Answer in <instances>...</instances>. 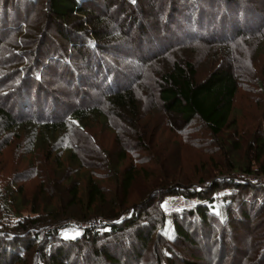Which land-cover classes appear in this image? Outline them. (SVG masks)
<instances>
[{"label": "trees", "instance_id": "1", "mask_svg": "<svg viewBox=\"0 0 264 264\" xmlns=\"http://www.w3.org/2000/svg\"><path fill=\"white\" fill-rule=\"evenodd\" d=\"M257 21L264 0H0V154L24 133L26 153L55 164L28 200L0 178V264H264V183L250 178L264 175ZM239 38L252 53L229 45ZM239 92L263 105L252 137L243 132L245 163L232 117ZM98 125L114 132L112 148ZM147 128H156L148 138ZM164 129L225 165L127 205L141 173L155 174L126 165L128 155L160 160L150 141ZM107 182L116 191L105 208ZM55 196L70 212L50 209ZM176 199L193 204L166 207ZM81 206L92 213L78 215ZM94 217L105 225L64 234L70 220Z\"/></svg>", "mask_w": 264, "mask_h": 264}, {"label": "rangeland", "instance_id": "2", "mask_svg": "<svg viewBox=\"0 0 264 264\" xmlns=\"http://www.w3.org/2000/svg\"><path fill=\"white\" fill-rule=\"evenodd\" d=\"M258 1L261 2V0ZM257 25L260 26L261 32L264 33V22H260L258 24L257 21ZM237 41L243 42L241 44V49H244V52L249 51L247 39H242V38L241 39L239 38V40L232 39V42H230L229 45L231 46L236 45ZM257 43L258 42L256 41H252L249 45L250 46L253 45V47H255ZM128 50H132V48H128ZM249 53H252V50H250ZM252 55H253L254 64L258 68V70L262 68L264 69V50L258 51L257 54L253 52ZM262 106L263 105H261L260 103H255L251 100L249 101L246 95H243L242 92L238 93L237 100L235 101L234 112L232 117L235 118L234 120L237 121L236 122L237 124L238 123L240 124L241 128L240 131L238 132V136L241 137V141H243L242 138L244 136L243 132L248 133V136L251 138L252 137L251 132L249 131H252L256 126H258L260 122H262V118H253L251 116V114L257 116L263 113L264 106L263 107ZM150 126L153 127L154 125H150ZM196 128L198 130L202 129L201 127H199V125ZM155 132H156V128H150V129L147 128V130L144 131L143 135H146V137L148 138L151 137ZM95 134L97 135V137L102 139V144L104 148L106 149L112 148L115 139L114 132L104 129L102 126L98 125V127L95 129ZM199 134L205 136V138L207 137V133H205L203 130L199 131ZM231 135L232 134L228 132V138H230ZM136 136L138 135H135L134 131L128 130L124 138L128 142L136 143L138 139ZM246 138L247 136L244 137V139ZM25 140H26V134L24 133L20 135L19 138H16L15 136H11V141H9L10 145L2 151V154H0V166H1L0 178L2 179L3 186H12L14 189H16V191L18 187H22L25 195L24 197L26 198L29 197V199H31L33 196L32 192L36 191L37 187L44 181V179L47 178L49 179L50 176L51 178H54L52 169H55V164L52 158H49L47 157V155L44 154L43 150L36 149L34 151L31 152L29 151V153H26ZM207 140L208 139H206V141ZM150 143L153 144V148L154 147L155 149L158 148L159 153L157 155H159L158 157L160 158V160L157 159V156H155L156 159H154L151 156V154L146 152L136 153L137 155L130 154V156L128 155V158L126 160V165H130L131 162H133L137 164V168L152 169L155 172V174L141 173L136 184L133 187V190L129 195L128 198L129 203L127 205L131 206L133 204H137V203L139 204L141 202L143 203L147 198V196H150L152 191L157 189L159 186L166 187L170 183L171 185L183 184L182 179L180 178L182 176H189L190 178L195 180L196 183L199 181V179L212 178L215 175V173L212 172V170L218 169V167H222L223 165H225V163L219 164L218 163L219 161L215 163H211L209 161L210 156L206 154V150L204 148H198V147L188 148L187 142L184 141L181 137L174 134L170 129L162 130L159 133V137L158 138L155 137V140L152 139ZM245 144L246 141L244 140L242 145L244 146V151L246 152L240 154L241 161L242 162L244 161V163L247 162L249 156L251 157L253 155L252 152H249L250 150L247 151L248 148L246 147ZM135 148H137V146H135ZM64 156L66 159L67 155L64 154ZM233 160L229 159L228 164L229 163L233 165L235 164L238 167V162H235ZM242 162L239 163L243 164ZM97 163L101 164L102 161L100 160ZM165 174H166V178H165ZM171 176H175L174 178L175 180L171 179L168 182V178ZM259 176H264V175H255V176L251 175L250 178L256 181V179L259 180V178H261ZM154 180H156V183H153ZM82 183H85V176H83L82 178ZM103 185L104 188H106L107 190H109L110 193H112L111 201L108 199V203L105 204V208H106L107 206L110 207V205L113 202L116 187L115 186L112 187L108 182L104 183ZM82 191H84V189H82ZM56 199L52 202L50 209L52 208L60 209L59 211L60 213L70 212V208H68L65 205V203L61 205L59 200ZM66 202H68V199L66 200ZM165 204L166 207L169 209L170 208L182 209L185 206L192 205L193 202L189 200L176 199L173 202L165 203ZM77 210H78L77 214L81 216L92 213L90 212L89 208H86L85 206H81V208H78ZM94 218H98V217H94ZM2 220L3 222L6 223L9 221L13 222L16 219L13 216H5L4 218H2ZM71 232L72 230L66 229L64 234L68 237H72L73 234H71ZM74 233H78V231Z\"/></svg>", "mask_w": 264, "mask_h": 264}, {"label": "built area", "instance_id": "3", "mask_svg": "<svg viewBox=\"0 0 264 264\" xmlns=\"http://www.w3.org/2000/svg\"><path fill=\"white\" fill-rule=\"evenodd\" d=\"M261 178L256 179L257 182H261L264 183V176H259ZM105 225V221L101 218H92V219H88V220H72L68 222V226L70 228V230L76 232L84 229L86 227H95V228H101Z\"/></svg>", "mask_w": 264, "mask_h": 264}]
</instances>
